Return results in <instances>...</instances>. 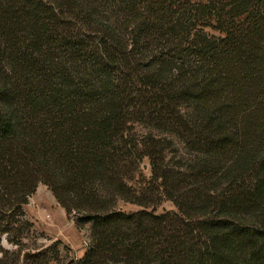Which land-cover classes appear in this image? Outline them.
Returning <instances> with one entry per match:
<instances>
[{"label":"trees","instance_id":"16d2710c","mask_svg":"<svg viewBox=\"0 0 264 264\" xmlns=\"http://www.w3.org/2000/svg\"><path fill=\"white\" fill-rule=\"evenodd\" d=\"M38 183L61 264H264V0H0V264L59 253Z\"/></svg>","mask_w":264,"mask_h":264},{"label":"rangeland","instance_id":"374dc122","mask_svg":"<svg viewBox=\"0 0 264 264\" xmlns=\"http://www.w3.org/2000/svg\"><path fill=\"white\" fill-rule=\"evenodd\" d=\"M175 147L176 148H174V149H175L176 154L174 155L175 156L174 158L177 157L176 156L177 154H180V153L182 154V152H183L180 148V145L175 146ZM171 154L173 155L174 151H173V153L170 152L168 154V157H170ZM143 164H144L143 172H144V174H147L148 168H147L145 160L143 161ZM51 200L54 201L50 192L46 189V187L43 184L38 183L36 188H35L34 193L31 196H29L27 204L25 205L24 208H25L26 217L32 224V229L36 235V242L37 243L43 244L45 246V245H49L51 242L55 241L56 239H58L60 241V243L56 245V249L59 250V253L58 254L56 253V255L53 254V256L55 255L56 259H53L52 264H61L64 261H68V260L73 259V258L75 259V257L73 256V251L68 247V244L59 238H65L69 235L70 232H75V231H74V226L69 224V220H71V219L67 218V217H65V219H63L60 223L55 222V224H54L55 232H56L55 235H54V231H47V230L41 231L40 225L43 224L45 226L47 224V222L50 221V220H47L49 217L46 218L45 213H49L50 211H53L54 209L56 210L58 208L57 203L55 202V204H54V203H52ZM116 208H118L122 211H125V212L134 211V210L138 209V207L134 204L121 202V201L116 202ZM173 209H174V207L172 206V204L169 201L163 200L158 206H156L155 212L161 213L165 210H173ZM38 213H42L43 218L46 221L40 220V218L37 215ZM34 220H35V222H34ZM37 223H38V225H36ZM56 223H57V225H56ZM49 226H53V225L50 224ZM52 228H54V227H52ZM68 228H70V230H68ZM79 230L81 232L80 236L82 237V243L84 245V241L88 242L87 225L83 226ZM55 236L57 237L56 239H54ZM26 243L27 244L31 243V240L30 239L26 240ZM62 245L64 247H62Z\"/></svg>","mask_w":264,"mask_h":264},{"label":"crops","instance_id":"0c3cea01","mask_svg":"<svg viewBox=\"0 0 264 264\" xmlns=\"http://www.w3.org/2000/svg\"><path fill=\"white\" fill-rule=\"evenodd\" d=\"M51 201H52V203L55 204V200L54 201L51 200ZM37 215L40 218V220L46 221L43 218L42 213H38ZM45 216H46V218L49 217L47 220H50V221L47 222V224L45 226L43 224L40 225L41 231H46V230L47 231H54V235H55V233H56L55 232V226H54L55 222L60 223L66 217L63 209L60 206H58V208L56 210L54 209L53 211H50L49 213H45ZM34 222H35V220H34ZM49 223L53 226H49L50 225ZM69 224L73 225V222L71 220H69ZM36 225H38V223ZM56 225H57V223H56ZM52 227H54V228H52ZM68 230H70V228H68ZM74 231L75 232H70L67 237L59 238V239H61L62 241H65V243L68 244V247L73 251V256L75 258H78L82 255V253L85 249V245H83V243H82V237L80 236V234H81L80 230L75 228V226H74ZM56 238L57 237L55 236L54 239H56Z\"/></svg>","mask_w":264,"mask_h":264},{"label":"built area","instance_id":"2783aa9c","mask_svg":"<svg viewBox=\"0 0 264 264\" xmlns=\"http://www.w3.org/2000/svg\"><path fill=\"white\" fill-rule=\"evenodd\" d=\"M86 243H87V242H86V241H84V245H86Z\"/></svg>","mask_w":264,"mask_h":264}]
</instances>
